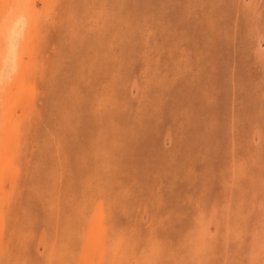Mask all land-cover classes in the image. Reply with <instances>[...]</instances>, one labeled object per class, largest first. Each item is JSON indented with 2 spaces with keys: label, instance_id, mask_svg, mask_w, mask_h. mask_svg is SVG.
I'll list each match as a JSON object with an SVG mask.
<instances>
[{
  "label": "rangeland",
  "instance_id": "obj_1",
  "mask_svg": "<svg viewBox=\"0 0 264 264\" xmlns=\"http://www.w3.org/2000/svg\"><path fill=\"white\" fill-rule=\"evenodd\" d=\"M0 29V264H264V0H0Z\"/></svg>",
  "mask_w": 264,
  "mask_h": 264
},
{
  "label": "bare ground",
  "instance_id": "obj_2",
  "mask_svg": "<svg viewBox=\"0 0 264 264\" xmlns=\"http://www.w3.org/2000/svg\"><path fill=\"white\" fill-rule=\"evenodd\" d=\"M9 1V0H8ZM17 1H19V0H17ZM7 2V1H6ZM16 3V2H15ZM8 5H9V3H8ZM20 5V4H19ZM4 6H5V4H4ZM12 6V5H11ZM14 6V5H13ZM18 6V5H17ZM25 6V5H24ZM6 7H8V6H5V7H3V9L5 8L6 9ZM6 10H8V8L6 9ZM12 10V9H11ZM1 13H3V12H1ZM10 13V12H9ZM6 14V13H5ZM15 14V13H14ZM20 14V13H19ZM18 14V16H16V17H19L20 15ZM28 14V13H27ZM27 14H25L26 16H27ZM8 15V14H7ZM6 15V16H7ZM13 15V14H12ZM16 15V14H15ZM25 15H21V16H25ZM14 16V15H13ZM28 17V16H27ZM6 18V17H5ZM12 18V17H11ZM15 22H16V20L15 19H13ZM26 20V19H25ZM9 21H10V19H9ZM5 22H7V21H5ZM20 22V21H19ZM9 23V22H8ZM8 23H7V25H8ZM28 24V23H27ZM29 25V24H28ZM2 26V25H1ZM16 27V26H15ZM8 28H10V27H8ZM20 28V27H19ZM1 30V29H0ZM23 30V29H22ZM14 31V33H15V31L16 30H13ZM17 33H18V31H16ZM23 33H26V32H24L23 31ZM9 35V34H8ZM14 35V34H13ZM17 35V34H16ZM24 36V35H23ZM7 41H9V40H7ZM22 41L20 40V42L19 43H21ZM7 43V42H6ZM9 43V42H8ZM23 43V42H22ZM21 45V44H20ZM23 45V44H22ZM20 48H21V46H20ZM8 49V48H7ZM23 49V48H22ZM13 50V49H12ZM7 51H9V50H7ZM14 52V51H13ZM19 52H21V51H19ZM21 54H22V52H21ZM20 56H22V55H20ZM14 57V56H13ZM4 58V57H3ZM5 59V58H4ZM20 62V61H19ZM19 62H17V63H19ZM19 65V67H21L20 65V63L18 64ZM18 68V67H17ZM17 70H19V69H17ZM11 87V86H10ZM2 89V88H1ZM6 89V88H5ZM7 91H9V90H7ZM9 93V92H8ZM1 96V95H0ZM6 116V115H5ZM4 116V117H5ZM8 117V116H7ZM8 121V120H7ZM5 122V121H4ZM3 123V122H2ZM10 123V122H9ZM5 124V123H4ZM13 124V123H12ZM6 125V124H5ZM7 126V125H6ZM7 128V127H6ZM10 128L11 127H9V130H10ZM3 131V130H2ZM1 133V132H0ZM5 133H7V132H5ZM2 134H3V132H2ZM5 136V135H4ZM2 137H3V135H2ZM6 138V137H5ZM8 138V140H10L11 138H10V136L9 137H7ZM10 138V139H9ZM0 139H1V137H0ZM12 140V139H11ZM2 142V141H1ZM8 142H5V144H7ZM9 143H10V141H9ZM9 143H8V145H9ZM2 146V145H1ZM7 147V146H6ZM1 149V148H0ZM2 160V159H1ZM1 162H3V161H1ZM0 167H1V165H0Z\"/></svg>",
  "mask_w": 264,
  "mask_h": 264
}]
</instances>
